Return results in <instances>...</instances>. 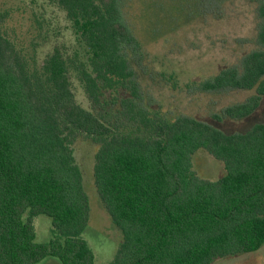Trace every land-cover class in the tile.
<instances>
[{
    "label": "trees",
    "instance_id": "16d2710c",
    "mask_svg": "<svg viewBox=\"0 0 264 264\" xmlns=\"http://www.w3.org/2000/svg\"><path fill=\"white\" fill-rule=\"evenodd\" d=\"M75 37L37 61L9 37L0 14V264H102L82 233L88 197L72 144L94 146L96 191L123 240L107 264H211L264 244V121L226 134L187 115L152 107L130 57L140 44L120 0H49ZM258 47L238 66L196 83L200 91L255 89L216 120L249 115L264 95V0L257 2ZM82 84L90 108L72 90ZM203 149L224 164L216 180L193 170ZM52 236L35 240L34 217Z\"/></svg>",
    "mask_w": 264,
    "mask_h": 264
},
{
    "label": "rangeland",
    "instance_id": "374dc122",
    "mask_svg": "<svg viewBox=\"0 0 264 264\" xmlns=\"http://www.w3.org/2000/svg\"><path fill=\"white\" fill-rule=\"evenodd\" d=\"M258 0H120L125 21L140 44L130 57L136 79L152 107L169 117L187 115L226 133H244L264 121V95L259 105L242 118H214L229 104L244 101L255 89L200 91L195 85L238 66L241 58L258 47ZM7 34L41 61L55 46L70 54L75 37L64 11L49 0H0ZM77 101L90 108L82 84L72 74ZM88 197L89 219L82 233L96 263L107 264L119 248L123 234L105 209L93 180L94 146L85 136L72 144ZM193 170L216 180L224 164L203 149L192 156ZM38 242L52 236L50 218L34 217ZM37 264H61L46 257ZM211 264H264V244L256 251L214 259Z\"/></svg>",
    "mask_w": 264,
    "mask_h": 264
}]
</instances>
